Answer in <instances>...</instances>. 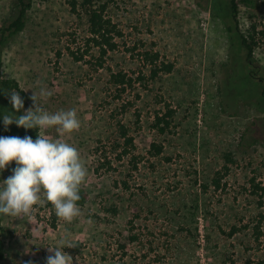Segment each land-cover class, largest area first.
<instances>
[{
    "label": "rangeland",
    "instance_id": "obj_1",
    "mask_svg": "<svg viewBox=\"0 0 264 264\" xmlns=\"http://www.w3.org/2000/svg\"><path fill=\"white\" fill-rule=\"evenodd\" d=\"M18 10L19 0H0V35ZM107 11L124 36L104 56L84 44L85 8L75 12L67 0H34L24 29L2 44L0 77L25 90V111L41 87L52 92L41 102L47 111H77L79 131L42 134L76 147L88 175L82 214L71 223L51 203L35 206L31 218L0 215V264H46V247L68 235L77 244L64 249L73 264L263 263L264 196L251 181L264 185V80L251 75L246 49L228 29L226 1L109 0ZM238 21L239 33L256 36L264 70V0H240ZM148 48L174 69L151 78L140 55ZM121 70L144 78L120 91L112 73ZM169 107L176 112L162 132L156 115ZM16 166L0 172V183ZM234 225L242 228L229 235Z\"/></svg>",
    "mask_w": 264,
    "mask_h": 264
},
{
    "label": "clouds",
    "instance_id": "obj_2",
    "mask_svg": "<svg viewBox=\"0 0 264 264\" xmlns=\"http://www.w3.org/2000/svg\"><path fill=\"white\" fill-rule=\"evenodd\" d=\"M39 83V82H38ZM10 103L16 112L24 109V101L16 90H11ZM52 96L46 87L33 91V107L20 115H3L5 128L15 123L24 129H38L34 141L31 136L0 137V172L13 161L12 175L0 183V215L31 218L35 206L51 203L57 218L66 223L81 216L78 201L86 181L88 169L79 150L63 138L53 139L42 133L51 128L63 137L79 131L81 121L75 109L50 113L41 102ZM77 244L70 235L59 238L46 247L50 255L46 264H73V257L65 248Z\"/></svg>",
    "mask_w": 264,
    "mask_h": 264
},
{
    "label": "trees",
    "instance_id": "obj_3",
    "mask_svg": "<svg viewBox=\"0 0 264 264\" xmlns=\"http://www.w3.org/2000/svg\"><path fill=\"white\" fill-rule=\"evenodd\" d=\"M34 0H19V10L16 16L10 20L9 22H5L1 27V35H0V50L2 44L9 39L11 36L17 34L21 30L24 29L26 25V15L27 10L32 5ZM71 9L75 12H79L80 7L85 8L86 13L88 15V36L84 41V44L89 48L99 47V52L102 53L101 56L108 54L110 51L117 50L121 43L120 38L124 36V31L122 27L112 18V16L108 15V5L109 0H67ZM226 4L229 7L231 14V22L228 23V29L239 35L242 46L245 47L247 52V58L249 63L251 64V75L253 77H260L264 80V70L261 69L260 65H258L254 58L255 46L257 45L256 36L254 34L245 35L240 32V24L238 21V16L240 12V0H225ZM247 6H256V0H241ZM257 25H253L254 31H256ZM71 48V47H70ZM88 51V49H87ZM75 59L82 60L85 57V53H77L76 51H72ZM140 55L143 56L142 59L146 65H150L151 70V78H156L162 72H171L174 69V63L165 59L162 54L156 49H144L140 51ZM102 64V63H101ZM144 78L143 75H139V77H135L127 71L121 70L118 72L112 73V82L117 86L116 88L120 91H126L128 88L133 87L137 80ZM146 78V77H145ZM11 90H16L21 98L24 101L27 99V95L24 89L21 88L20 84L14 79H3L0 77V131L7 133L10 137H25L31 136L35 141L38 137L39 130L38 129H24L22 127H18L15 123L9 125L7 129L3 123V115L6 113H13L15 115H20L25 111V109L21 110V112H16V110L12 107L10 103V95L6 93H10ZM262 94L264 96V87L262 89ZM176 110L174 108H168L166 112L163 114L158 113L156 115V120L154 123L155 127H158L160 131L166 132L172 126L173 116ZM127 129L123 130V135H127ZM127 142L129 144H134V137L132 135L127 137ZM153 147L155 148V154H160L164 147L161 144L154 143ZM230 155V154H229ZM229 161H232V158L229 156ZM228 168V165H227ZM216 187L221 186V178L215 177L213 180ZM253 190L255 193L264 196V185L261 182H257L256 178L252 179ZM81 199L77 202L78 204H83L87 199V194L85 189L81 186L80 190ZM0 225H1V217H0ZM242 227L234 225L232 229L228 232L229 235H234L238 231L241 230ZM257 236L256 238H260L261 229L260 225L256 228ZM5 245L6 241L0 234V258L5 256ZM252 264V262H249ZM259 264H264V262H260Z\"/></svg>",
    "mask_w": 264,
    "mask_h": 264
}]
</instances>
